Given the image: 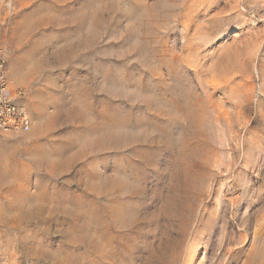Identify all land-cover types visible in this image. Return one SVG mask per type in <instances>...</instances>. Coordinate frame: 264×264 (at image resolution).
I'll return each instance as SVG.
<instances>
[{"label":"rangeland","instance_id":"374dc122","mask_svg":"<svg viewBox=\"0 0 264 264\" xmlns=\"http://www.w3.org/2000/svg\"><path fill=\"white\" fill-rule=\"evenodd\" d=\"M0 48V264H264V0H0Z\"/></svg>","mask_w":264,"mask_h":264},{"label":"built area","instance_id":"2783aa9c","mask_svg":"<svg viewBox=\"0 0 264 264\" xmlns=\"http://www.w3.org/2000/svg\"><path fill=\"white\" fill-rule=\"evenodd\" d=\"M6 63V54L0 48V137L2 133L28 132L32 127L29 111L18 101L23 95V90L19 89L17 96L10 92L5 73Z\"/></svg>","mask_w":264,"mask_h":264},{"label":"bare ground","instance_id":"6f19581e","mask_svg":"<svg viewBox=\"0 0 264 264\" xmlns=\"http://www.w3.org/2000/svg\"><path fill=\"white\" fill-rule=\"evenodd\" d=\"M262 40V39H261ZM257 76V75H256ZM260 77V76H259ZM263 103V102H262ZM37 109L38 111L40 112V107L37 106ZM105 112V111H104ZM246 112V111H245ZM99 117V116H98ZM245 118V117H244ZM97 119V118H96ZM99 119V118H98ZM100 119H101V126H103L104 128L106 129H110V130H113V129H116L117 131L120 130V129H125L126 125L124 122H122L120 119H117L116 116H113V115H106L105 113L103 115L100 116ZM99 119V120H100ZM248 120V119H247ZM250 120V119H249ZM260 121V120H259ZM98 122V120H97ZM243 123V122H242ZM222 125V124H221ZM244 125V124H243ZM246 126V125H245ZM46 127V126H45ZM228 127V126H227ZM248 127V126H247ZM49 128V127H48ZM223 129V127H222ZM247 129V128H246ZM121 132V131H120ZM123 132V130H122ZM244 137V136H243ZM249 137V136H248ZM251 139V138H250ZM244 144V143H243ZM246 146H247V150H246V157H245V166L246 168H254V165L253 162H254V159H253V153H257V151L260 150V146L259 144H257L256 142H254L252 139L251 140H247V142L245 143ZM45 148V147H44ZM42 152V151H41ZM53 153V152H52ZM45 154V153H44ZM49 155V154H48ZM258 156V155H256ZM260 160V159H259ZM258 162V161H257ZM253 164V166H252ZM256 164V163H255ZM258 166V165H257ZM250 180V179H249ZM264 181V180H263ZM124 205V204H123ZM122 206V205H121ZM117 207V206H116ZM116 207H115V210H116ZM123 210V209H122ZM246 213V212H245ZM248 215V214H247ZM246 216V215H245ZM242 218V216H241ZM233 235V234H232ZM61 259V258H60ZM63 261V260H62ZM67 261V260H66ZM64 262V261H63ZM15 263V258H12V261L7 263V264H14ZM201 264V263H200Z\"/></svg>","mask_w":264,"mask_h":264},{"label":"crops","instance_id":"0c3cea01","mask_svg":"<svg viewBox=\"0 0 264 264\" xmlns=\"http://www.w3.org/2000/svg\"><path fill=\"white\" fill-rule=\"evenodd\" d=\"M32 127H33V120H32ZM32 127H31V129H32ZM31 131V130H30ZM30 131H28V132H30ZM18 132H23V131H16V132H10V133H18ZM7 134H9V133H2L1 134V137H0V141L7 135Z\"/></svg>","mask_w":264,"mask_h":264}]
</instances>
